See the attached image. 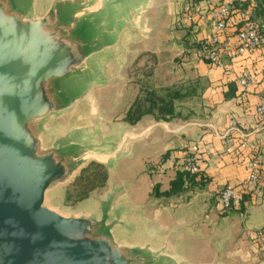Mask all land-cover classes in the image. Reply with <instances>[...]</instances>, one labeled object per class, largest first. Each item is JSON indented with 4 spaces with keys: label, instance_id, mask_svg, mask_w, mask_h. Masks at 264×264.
<instances>
[{
    "label": "crops",
    "instance_id": "1",
    "mask_svg": "<svg viewBox=\"0 0 264 264\" xmlns=\"http://www.w3.org/2000/svg\"><path fill=\"white\" fill-rule=\"evenodd\" d=\"M128 1L133 28L118 40L110 81L77 106L88 124H103L105 135L127 153L108 171L105 196L110 179L115 187L126 186L117 202L140 212L134 219L139 238L156 249L167 242L182 264H264L254 244V234L264 228V126L256 114L264 98V49L233 60L222 56L230 71L225 76L196 56L198 42L210 35L203 3L185 29L178 21L180 0ZM219 40L230 46L235 41L231 33ZM238 77L249 78L250 85H236ZM141 84L154 92L178 88L174 116L144 115L127 124ZM194 146L198 173L177 195L154 198L155 187L169 192ZM254 159L259 186L247 194L239 188ZM227 185L237 189L241 211L221 213L219 193Z\"/></svg>",
    "mask_w": 264,
    "mask_h": 264
},
{
    "label": "water",
    "instance_id": "2",
    "mask_svg": "<svg viewBox=\"0 0 264 264\" xmlns=\"http://www.w3.org/2000/svg\"><path fill=\"white\" fill-rule=\"evenodd\" d=\"M0 0V264H182L139 237L140 212L108 182L94 212L63 215L48 194L91 163L107 171L123 144L77 106L110 81L128 0Z\"/></svg>",
    "mask_w": 264,
    "mask_h": 264
},
{
    "label": "built area",
    "instance_id": "3",
    "mask_svg": "<svg viewBox=\"0 0 264 264\" xmlns=\"http://www.w3.org/2000/svg\"><path fill=\"white\" fill-rule=\"evenodd\" d=\"M181 6L178 14V21L181 28L193 25L197 19L198 4L203 3L205 13L203 16L207 22L210 35L198 42L196 51L197 58L210 65L216 66L225 76L230 75V71L222 63V56L231 60L241 57L248 53H253L264 49V22L255 21L247 12H233L222 5H215L213 0H180ZM252 2L251 0H244ZM264 7V0H259ZM231 33L234 43H221L220 36ZM229 39H227L228 41ZM236 85L247 87L251 81L249 78H236ZM256 114L264 126V98L260 100L256 108ZM198 149L196 146L187 151L182 159V168L190 175L198 173L197 164ZM259 186V163L251 160L247 163V175L240 185L242 191L247 194H254ZM240 196L237 189L225 186L219 193V203L221 213L233 212L240 206ZM254 244L260 253H264V228L254 234Z\"/></svg>",
    "mask_w": 264,
    "mask_h": 264
},
{
    "label": "trees",
    "instance_id": "4",
    "mask_svg": "<svg viewBox=\"0 0 264 264\" xmlns=\"http://www.w3.org/2000/svg\"><path fill=\"white\" fill-rule=\"evenodd\" d=\"M215 5L227 6L233 15L239 12H247L255 21L264 22V7L259 0H251L246 2L244 0H213ZM205 13V9H204ZM233 84V83H232ZM231 85V84H230ZM179 89H167L161 92H154L147 88L146 85L141 84L139 96L128 110L125 121L129 125H134L144 115H153L159 120H166L174 116L173 101L179 99ZM231 97L233 94H228ZM190 175L184 170L177 171L175 179L170 184V190L167 193H159L158 188L153 189L154 198H169L175 196L183 190L185 183L195 176ZM108 171L102 166L91 163L81 171L79 176L71 185V191L65 195V201L74 200L78 203L88 198V196L95 190L103 188L108 181ZM242 210L240 206L237 209ZM264 251V247L262 248Z\"/></svg>",
    "mask_w": 264,
    "mask_h": 264
},
{
    "label": "rangeland",
    "instance_id": "5",
    "mask_svg": "<svg viewBox=\"0 0 264 264\" xmlns=\"http://www.w3.org/2000/svg\"><path fill=\"white\" fill-rule=\"evenodd\" d=\"M50 1L51 0H46L45 6H48ZM103 87H105V86H103ZM103 87H101V88H103ZM97 89H99V88H97ZM78 176H79V174L67 185L58 187L48 194L47 201L50 203V207L52 209L57 210L58 212H60L63 215H68L69 213L79 215L82 213H87V212L92 213L95 211V209L97 208V200L105 198L106 185L103 188L95 190L94 192H92L88 196V198L84 199L81 202L76 203V202H74V200H71L69 202L65 201L66 193L71 191V185ZM90 213H88V214H90ZM88 214H85V215H88ZM127 239L131 242L136 241V240H141L139 237L133 238L132 235L130 237H128Z\"/></svg>",
    "mask_w": 264,
    "mask_h": 264
}]
</instances>
